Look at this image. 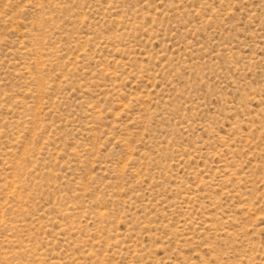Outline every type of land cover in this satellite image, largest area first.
Segmentation results:
<instances>
[{
  "label": "rangeland",
  "instance_id": "374dc122",
  "mask_svg": "<svg viewBox=\"0 0 264 264\" xmlns=\"http://www.w3.org/2000/svg\"><path fill=\"white\" fill-rule=\"evenodd\" d=\"M0 264H264V0H0Z\"/></svg>",
  "mask_w": 264,
  "mask_h": 264
},
{
  "label": "bare ground",
  "instance_id": "6f19581e",
  "mask_svg": "<svg viewBox=\"0 0 264 264\" xmlns=\"http://www.w3.org/2000/svg\"><path fill=\"white\" fill-rule=\"evenodd\" d=\"M15 196V195H14Z\"/></svg>",
  "mask_w": 264,
  "mask_h": 264
}]
</instances>
